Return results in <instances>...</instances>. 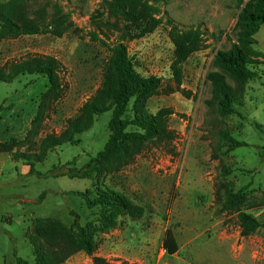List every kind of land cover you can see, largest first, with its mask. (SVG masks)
Returning <instances> with one entry per match:
<instances>
[{
	"label": "rangeland",
	"instance_id": "1",
	"mask_svg": "<svg viewBox=\"0 0 264 264\" xmlns=\"http://www.w3.org/2000/svg\"><path fill=\"white\" fill-rule=\"evenodd\" d=\"M108 1H0V16L17 13L21 20L37 22L66 17L61 38L0 39V70L28 54L54 56L62 64L65 87L61 96L48 91V79L38 75L0 82V106L5 108L0 112V142L12 148L0 153V264H37L35 246L45 247L44 234L52 223L61 226L60 232L76 234L73 223L78 216L82 227L97 230L101 208L89 209L73 192L94 199L101 188L126 194L145 213L141 219L120 218L115 230L96 232L98 257L116 264H264V228L242 237L237 222L238 213L246 212L264 223V133L256 128L264 127V25L253 36L254 53L248 54L260 62L250 66L259 77L224 74L236 96V113L223 117L209 106L214 89L208 76L217 71L216 55L238 42L239 18L252 0H142L158 10L152 19L161 23L153 33L135 40L126 37L124 43L136 72L163 82L158 94L132 99L124 119L170 108L174 114L166 118V127L174 139H147L128 165L86 179L65 175L84 168L103 151L110 138L111 110L95 116L75 143L45 146L47 136L66 133L68 120L78 116L104 82L110 52L94 34L108 44L117 38L101 33L104 24L113 21ZM191 29L201 32L200 49L184 64L181 91H171L173 40ZM221 130L246 146L223 155L228 148L221 147ZM128 131L143 133L133 126ZM27 155L40 158L33 163L34 174L32 162L23 157ZM222 166L232 172L227 178L231 190L243 196L235 212H222L215 202ZM168 230L178 244L174 256L163 252ZM63 264H93V259L78 252Z\"/></svg>",
	"mask_w": 264,
	"mask_h": 264
},
{
	"label": "trees",
	"instance_id": "2",
	"mask_svg": "<svg viewBox=\"0 0 264 264\" xmlns=\"http://www.w3.org/2000/svg\"><path fill=\"white\" fill-rule=\"evenodd\" d=\"M1 1V0H0ZM108 13L113 21L104 24L101 29L102 35L109 38V34L117 38L113 44L102 40L98 34L94 38L105 45L109 52V61L106 76L96 94L90 98L79 110L76 118L67 122V131L62 136L49 135L44 144L47 148H56L64 144L75 143V136L86 132L93 124L95 116L112 111V119L109 123L110 138L96 158L92 159L84 168L77 170L72 168L68 171L71 179H86L90 174L103 172L106 169L120 168L128 165L140 150L142 142L147 139H174L175 135L166 127V118L174 114L170 108H163L156 114L146 116H135L133 120L124 119L128 105L134 98L151 97L159 93L163 80L157 77L144 78L140 76L129 56L124 41L135 40L153 33L160 25L161 20L152 19L157 14V9L143 5L142 0H111L106 3ZM17 13L0 16V39L14 40L23 36L52 35L63 37L66 28V17L53 19L50 22H37L35 20L18 18ZM2 17V19H1ZM19 19V20H18ZM264 25V0H252L250 8L243 10L239 18V39L229 52H218L215 58L217 71L209 74L214 93L209 106L214 108L220 116L235 114L234 103L236 96L232 88L227 84L224 74L235 77H243L254 80L259 77L258 73L251 70V65L260 64L258 60L248 57L254 53L253 36L258 29ZM200 30H189L183 32L173 40L174 60L171 64L172 82L175 88L171 91H181L184 82V64L189 58L199 51L201 44ZM0 70V82L12 83L20 76L38 75L49 81L48 91L58 95L64 94L60 73L63 71L61 62L54 56L42 54H28L19 61L12 62ZM9 70V73H6ZM190 95V94H188ZM5 109L0 106V112ZM136 127L140 132H129L130 127ZM256 128L264 133V127L256 124ZM134 141L135 146L128 143ZM221 147L227 146L223 155L246 146V143L237 141L227 131L220 132ZM12 148L9 143L0 142V153H9ZM262 156H264V149ZM26 161H31L30 173H36L34 162L40 161L37 155L23 156ZM73 160L71 163H74ZM231 171L221 167V173L215 185V202L221 206L222 212L238 211L243 203L240 192H233L227 178ZM73 194L84 199L89 209L101 208L99 228L92 230L90 227H82L76 216L73 228L76 234L63 230L56 223L50 224L45 232L46 245L35 246L37 264H63L78 252H84L93 259V264H116L109 262L103 257L95 255L96 245L94 236L96 232L107 233L115 230L120 218L131 217L141 219L145 210L135 203L129 196L111 188L99 189L97 196L90 199L87 193L73 192ZM45 196H42V199ZM240 235L250 237L264 228V223L254 216L240 212L237 216ZM164 247L170 256L178 252V244L171 230H168L164 239ZM18 264H28L21 260Z\"/></svg>",
	"mask_w": 264,
	"mask_h": 264
},
{
	"label": "built area",
	"instance_id": "3",
	"mask_svg": "<svg viewBox=\"0 0 264 264\" xmlns=\"http://www.w3.org/2000/svg\"><path fill=\"white\" fill-rule=\"evenodd\" d=\"M163 252H164V253L167 252V249L165 248V249L163 250Z\"/></svg>",
	"mask_w": 264,
	"mask_h": 264
}]
</instances>
